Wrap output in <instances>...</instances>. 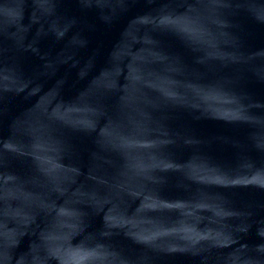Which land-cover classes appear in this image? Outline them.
Here are the masks:
<instances>
[{
  "label": "water",
  "instance_id": "1",
  "mask_svg": "<svg viewBox=\"0 0 264 264\" xmlns=\"http://www.w3.org/2000/svg\"><path fill=\"white\" fill-rule=\"evenodd\" d=\"M0 264H264V0H0Z\"/></svg>",
  "mask_w": 264,
  "mask_h": 264
}]
</instances>
